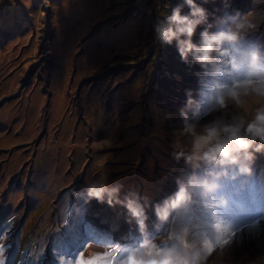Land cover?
I'll use <instances>...</instances> for the list:
<instances>
[{
  "label": "rangeland",
  "instance_id": "rangeland-1",
  "mask_svg": "<svg viewBox=\"0 0 264 264\" xmlns=\"http://www.w3.org/2000/svg\"><path fill=\"white\" fill-rule=\"evenodd\" d=\"M42 1L0 0V62L8 59L15 62L13 67L23 69L17 76L27 87L20 95L21 85L12 86L14 70L7 72L0 83V89L10 90L0 96V223L11 220L17 229V258L46 253L56 248V240L71 242L79 231L81 216L99 222L109 215L102 210L106 203L94 199L85 203L72 195L73 191H82L86 182L119 184L124 194L138 195L143 187L139 197H147L149 202L161 189L170 194L176 191L178 179L193 172L202 176L207 171L204 165L194 168L183 158L176 162L173 153L191 152L181 130L179 109L184 107L189 92L193 98L196 82L210 88L212 76L199 69L205 75L195 81L197 73L192 75L190 69L198 70L197 65L189 67L181 62L175 45H162L154 35L157 19L170 14L182 0ZM196 2L209 13L210 31L225 26L227 19L214 10L220 0ZM256 2L252 0L251 5L254 7ZM247 7L248 2H244L240 10ZM187 12L184 7L182 14ZM256 12L264 15L263 2L257 4ZM13 16H27V21L13 31L19 37L9 42L6 30ZM203 27L196 29L194 42ZM35 37L39 41L36 47ZM263 37L261 23L257 31L241 40L239 47L258 49ZM20 40L26 42L19 46L16 42ZM253 41L259 46H253ZM261 58L264 60V54ZM216 79L225 82L220 74ZM70 91L75 108L67 111L69 105L60 94ZM203 95L207 102L208 93ZM16 96L22 107L1 118L9 104L6 101ZM124 104L133 107L121 121L118 112ZM258 106L250 101L249 112ZM231 111L243 114L234 106ZM53 119L55 129L51 126ZM82 139L90 145L89 150L77 145ZM21 141L22 152L18 149ZM160 153L169 158L159 159L156 155ZM153 162L160 164L159 168ZM259 174H264L261 154H257L251 175L221 182L217 197L224 198L222 205L210 211L202 206L197 209V228L189 232L188 239L203 243L214 237V225L229 227L233 233L229 244L214 250H230L233 243L241 245L245 241L249 246L248 264H264V181H259ZM153 177L158 186L149 192L155 188ZM61 216L65 220L59 221ZM145 224L149 240L160 244L167 241L172 225L162 224L150 215ZM158 230L163 233L157 237ZM107 234L115 246L110 251L112 263H118L143 239L135 222ZM212 252L208 255L210 264H225L221 255Z\"/></svg>",
  "mask_w": 264,
  "mask_h": 264
},
{
  "label": "clouds",
  "instance_id": "clouds-1",
  "mask_svg": "<svg viewBox=\"0 0 264 264\" xmlns=\"http://www.w3.org/2000/svg\"><path fill=\"white\" fill-rule=\"evenodd\" d=\"M184 7L188 8L187 14H182ZM208 16V11L196 0H182L170 14L157 19L153 25L155 39L160 44H174L181 62L189 67L198 65L212 76L208 111L220 113L201 124L202 107L190 92L184 107L179 110L181 130L192 150L174 151V158H183L194 168L202 164L207 171L202 176L193 172L178 179L177 190L152 205L157 220L172 225L167 238L171 243L165 241L161 247L147 238V197L129 192L121 198L122 186L106 181L86 182L82 191L72 193L85 203L94 199L109 207L121 206L126 210L128 222H135L143 239L137 248L122 256L120 264H207L211 253L205 254L203 243L188 239L189 232L197 228V209L202 206L210 211L222 205L224 198L217 197L221 182L251 175L257 154L264 155V60L258 49L241 50L239 47L241 40L264 23V15L258 12L242 15L237 11L216 32L209 30L212 26L207 23ZM199 26L204 27L194 42L193 36ZM222 59L223 64L220 63ZM217 74L222 75L225 82H219ZM250 101L259 105L251 112L248 109ZM233 106L241 109L243 114L231 111Z\"/></svg>",
  "mask_w": 264,
  "mask_h": 264
},
{
  "label": "bare ground",
  "instance_id": "bare-ground-1",
  "mask_svg": "<svg viewBox=\"0 0 264 264\" xmlns=\"http://www.w3.org/2000/svg\"><path fill=\"white\" fill-rule=\"evenodd\" d=\"M243 1H245V0H220V3H218L216 5L217 7L216 6L214 7V10L218 11L219 13H222L223 18L227 19L229 16L235 14V12L238 11V7ZM259 2L264 3V0H257L256 5L253 7V5H251L252 0H250L249 1V6H250L249 9L245 12H240V13L243 15V14H247L248 12H256L257 4ZM219 4H221L220 7L224 11H222L220 9ZM25 42H26V40H20L19 42L17 41L16 44L18 43V45L21 46ZM38 43H39V41L35 37V42L33 43V45L36 47V46H38ZM252 45L258 47L259 42L253 41ZM258 51H259L261 56L264 54V37L261 40L260 48H258ZM11 56H9L8 58H10ZM13 66H15V62L10 61L8 59L0 62V83L4 80V77L7 74V72H9L10 70H14L13 77L11 78L10 81H11V84L13 87L16 85H19V84L21 85V89H22L20 92V95H21L22 93H26L25 91L27 90L26 86H22L24 81L20 80L17 76V74L21 73L23 71V69H20L19 67H13ZM40 83H41V80L39 79L37 81V85H39ZM71 89L72 88H70V90ZM9 91L10 90L0 89V96L3 94H6ZM178 91H179V86L176 85V92H178ZM60 97L63 101L68 103L69 107H68L67 111H69L71 108H75V104H74L75 98H74L73 94L71 93V91L67 94L61 93ZM6 102H8L9 104H6L4 110L2 111L1 118L9 117L13 113L17 112L23 105V103H21L19 101L18 96L14 97V98H10ZM201 107H202V112L204 114V117L200 120L201 124L206 123L209 120L213 119L214 116L220 115V113L217 112L213 115V117H210L212 115H209V111H208L207 106L205 104H203ZM36 125H37V122L35 121L33 123V127H35ZM51 126L54 129L56 128V123L54 122V119L51 122ZM21 144H22V141H21ZM55 145H56V139H55ZM77 145L84 151L89 150V148H90V145L87 144L84 139H82L80 142H78ZM18 149H21L19 151L22 152L24 149V144H22ZM229 247H231L230 250L225 249L223 252H221V248H219L217 251L215 249L213 251V255H216V256L221 255L225 264H248L246 256H247V250L249 251V246H248L247 242L244 241L241 245H237L236 243H233V246H229ZM210 259L211 258H208V260H207L209 264H210Z\"/></svg>",
  "mask_w": 264,
  "mask_h": 264
},
{
  "label": "snow or ice",
  "instance_id": "snow-or-ice-1",
  "mask_svg": "<svg viewBox=\"0 0 264 264\" xmlns=\"http://www.w3.org/2000/svg\"><path fill=\"white\" fill-rule=\"evenodd\" d=\"M214 237L208 238L203 242L202 250L205 254L211 253L215 247L229 244L232 238V231L229 227L214 225ZM7 237V242L0 244V264H15L18 252V246L14 242L18 237V233L13 232V224L11 220L0 223V238ZM85 246V245H84ZM83 246V247H84ZM82 247V248H83ZM45 251L41 252L35 259L26 256L27 264H37ZM73 264H112L111 254L98 255L95 259L84 260L82 257L79 261L72 260Z\"/></svg>",
  "mask_w": 264,
  "mask_h": 264
},
{
  "label": "trees",
  "instance_id": "trees-1",
  "mask_svg": "<svg viewBox=\"0 0 264 264\" xmlns=\"http://www.w3.org/2000/svg\"><path fill=\"white\" fill-rule=\"evenodd\" d=\"M45 1H49V0H43L42 2L45 4L46 2ZM6 17L7 19V14L4 16ZM26 20H27V16L26 18L24 19L23 17H17V16H13L11 19H10V23H9V29L6 30V33H7V37L9 38V36H11L12 34H14L13 31H16L18 28H21L22 25H24L26 23ZM24 22V24H23ZM3 25V23H2ZM104 208V209H103ZM102 208V210L107 213V214H110L109 212L113 211L115 214H116V217H114L112 219V223L115 224L117 219H118V216L119 218H121V216L124 214L125 211H123V209H120V208H117V207H109L108 205H105L104 207ZM107 217V215H106Z\"/></svg>",
  "mask_w": 264,
  "mask_h": 264
}]
</instances>
